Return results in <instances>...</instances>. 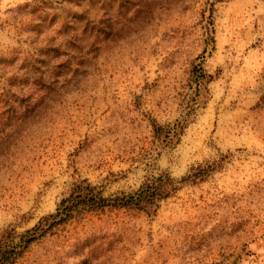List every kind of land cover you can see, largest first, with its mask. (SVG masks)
<instances>
[{
	"label": "rangeland",
	"instance_id": "1",
	"mask_svg": "<svg viewBox=\"0 0 264 264\" xmlns=\"http://www.w3.org/2000/svg\"><path fill=\"white\" fill-rule=\"evenodd\" d=\"M2 238L11 264H264V0H0Z\"/></svg>",
	"mask_w": 264,
	"mask_h": 264
},
{
	"label": "trees",
	"instance_id": "2",
	"mask_svg": "<svg viewBox=\"0 0 264 264\" xmlns=\"http://www.w3.org/2000/svg\"><path fill=\"white\" fill-rule=\"evenodd\" d=\"M79 193L85 192L86 190L80 186L77 188ZM159 189L155 188L154 190H151L149 187H143L139 192H137L135 195H129L124 196L122 199H116L113 201L114 207L118 208H137L142 210H150L154 204L156 203L157 196L159 195ZM170 195L167 194L166 197ZM100 194L97 196L92 195V200H96L99 198ZM74 201V200H73ZM69 200H64L62 204L60 205V209L55 216H49L42 220V222L33 230L28 232L22 237V241L26 246L30 245L34 241H36L39 237L43 236L39 234L45 233V226L51 225V221H55L57 219H60L59 223L64 221V216L70 215V212L72 211V206L69 204ZM85 205V204H84ZM16 251L9 249V244L7 242V239L2 238L0 240V264H11L13 260L15 259Z\"/></svg>",
	"mask_w": 264,
	"mask_h": 264
}]
</instances>
